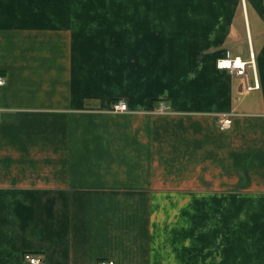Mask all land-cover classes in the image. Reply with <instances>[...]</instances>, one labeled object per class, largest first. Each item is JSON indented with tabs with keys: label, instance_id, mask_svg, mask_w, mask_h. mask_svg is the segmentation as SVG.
<instances>
[{
	"label": "crops",
	"instance_id": "obj_1",
	"mask_svg": "<svg viewBox=\"0 0 264 264\" xmlns=\"http://www.w3.org/2000/svg\"><path fill=\"white\" fill-rule=\"evenodd\" d=\"M0 75V264H264V0H0Z\"/></svg>",
	"mask_w": 264,
	"mask_h": 264
},
{
	"label": "built area",
	"instance_id": "obj_2",
	"mask_svg": "<svg viewBox=\"0 0 264 264\" xmlns=\"http://www.w3.org/2000/svg\"><path fill=\"white\" fill-rule=\"evenodd\" d=\"M216 66L219 70H228L231 73H236L237 75H243L245 74L248 67H251L253 71L255 68V60L254 55L251 54L250 60L245 61L241 59L240 57L231 58L229 56H226L222 59L217 60ZM6 84V79L0 75V86H3ZM258 81H255L254 88H258ZM112 111L115 113H124L129 111V107L127 102L119 101L112 104ZM158 110L161 112H165L170 110L169 105H167L164 102H160L158 104ZM232 124V120L229 117H223L218 121V126L220 129L225 130L228 129ZM24 258L26 261H28L30 264H40L42 262V259L38 257H34L33 255L26 253ZM101 264H114L113 261H103Z\"/></svg>",
	"mask_w": 264,
	"mask_h": 264
}]
</instances>
